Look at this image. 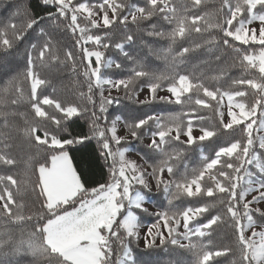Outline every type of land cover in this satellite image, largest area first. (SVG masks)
<instances>
[{
	"label": "snow or ice",
	"instance_id": "snow-or-ice-1",
	"mask_svg": "<svg viewBox=\"0 0 264 264\" xmlns=\"http://www.w3.org/2000/svg\"><path fill=\"white\" fill-rule=\"evenodd\" d=\"M40 2L44 15L18 0L0 18V66L23 62L0 78V264H180L161 258L176 249L191 264H264V0ZM132 28L169 42L163 71L126 50ZM64 73L71 101L55 96ZM121 93L180 110L113 116ZM129 137L148 140L139 162ZM93 140L100 180L69 155ZM141 214L156 217L143 234Z\"/></svg>",
	"mask_w": 264,
	"mask_h": 264
},
{
	"label": "trees",
	"instance_id": "trees-1",
	"mask_svg": "<svg viewBox=\"0 0 264 264\" xmlns=\"http://www.w3.org/2000/svg\"><path fill=\"white\" fill-rule=\"evenodd\" d=\"M18 0H0V18L6 17L9 15L11 11L14 10ZM28 3L34 13H38L39 15H44L43 5L40 0H28ZM133 33H135V41L134 43L126 48V50L130 51L133 55L140 57L145 60L150 67L157 71H163L166 67V62L163 58V55L160 50L165 49L169 46V42L166 40H161L155 37H148L142 32H136L135 28L131 29ZM65 41L69 40V35L63 37ZM159 54V58L158 55ZM119 53L116 50H112L111 52L106 53V58L118 59ZM205 57L201 56L198 59H193L189 67L192 63H198L199 59H203ZM94 59V58H93ZM11 63H6L4 66H0V78H7V76L14 74L17 70V66L22 67L23 62L19 57H9L8 58ZM205 70L207 71V67L205 66ZM102 71L106 73H111L110 69H103ZM233 75H239L237 70H233ZM118 78V77H113ZM75 78L71 77L68 73H64L61 76L54 78V85L57 89L55 96L62 101H71L74 99L72 92L70 91L73 88V80ZM48 93H51V88H48ZM113 95H116L115 90L113 89ZM121 104L116 105L113 104L110 106L111 115H121L123 117H127L129 114V108L125 106H129L131 111L135 112L136 115L143 117L145 114L147 115H167L169 111H179V106L173 105H165L159 101H157L153 105H140L136 104L132 101H128L123 97V94H120ZM27 106H23L21 111H26ZM52 111V110H50ZM201 114L212 116L213 114L209 111L202 112ZM17 123L22 125V120H17ZM71 129L75 132L87 131L86 126L84 125L83 120L77 119L75 123L71 124ZM197 130V129H194ZM227 138V137H225ZM148 140L145 139L143 143L140 141H134L132 139L128 140V143L123 145L124 147H130L134 152L138 153L140 157L144 155L146 149L144 147L147 144ZM17 143H20L17 140ZM69 147V155L73 158L74 166L81 171L85 178L90 180H100L102 177V160L96 159V149L97 144L96 141L93 140L91 142L85 141L83 145H72ZM211 151V145H208L205 142V154H209ZM188 163L190 166L195 167L199 163V149L189 152L188 154ZM162 202V197L153 198L150 204L155 208V211L160 210ZM166 203V202H165ZM142 222H155V216H146L145 218H141ZM17 231L19 228H28L29 225H13ZM220 230H218L219 232ZM220 236L217 235L216 240L219 242ZM172 246H169L171 248ZM161 258L164 261H179L180 264H191V254L176 249L174 251L168 253H161ZM19 264H29V257H20Z\"/></svg>",
	"mask_w": 264,
	"mask_h": 264
},
{
	"label": "rangeland",
	"instance_id": "rangeland-1",
	"mask_svg": "<svg viewBox=\"0 0 264 264\" xmlns=\"http://www.w3.org/2000/svg\"><path fill=\"white\" fill-rule=\"evenodd\" d=\"M106 94H107V92H106ZM165 94L166 93L161 92V95H165ZM147 95H148V93H147V90L145 89L144 91H142L140 93V99H143ZM120 134L123 135L124 133L121 132ZM194 134L195 135H199L198 130H194ZM129 139H131V138L129 137L128 140ZM126 155H128L131 159L137 160L138 162L140 161V158H141L140 155L138 153L134 152L133 150H131L128 153H126ZM146 207L149 208V212H155V210H154L155 208L150 203L146 204ZM146 216H149V215L148 214H141V218H145ZM151 223H154V222H142V225H144V227H142V229H141V233L142 234H143L144 231H146V226L148 224H151Z\"/></svg>",
	"mask_w": 264,
	"mask_h": 264
}]
</instances>
